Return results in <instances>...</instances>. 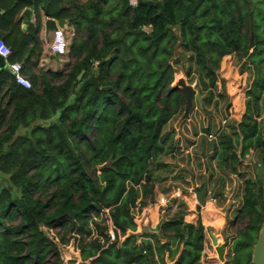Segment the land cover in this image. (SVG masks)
I'll list each match as a JSON object with an SVG mask.
<instances>
[{
  "label": "trees",
  "instance_id": "trees-1",
  "mask_svg": "<svg viewBox=\"0 0 264 264\" xmlns=\"http://www.w3.org/2000/svg\"><path fill=\"white\" fill-rule=\"evenodd\" d=\"M140 1L36 0L35 22L24 29L28 5L0 0V43L33 85L21 87L0 63V264H64L45 229L57 230L61 246L76 242L81 260L68 264H166V254L176 264H202L205 229L185 222L184 205L151 234H137L132 215L139 200L153 201L152 166L175 148L166 149L165 128L186 106L172 87L179 48L208 76L205 88L217 86L228 56L251 73L240 157L255 150L259 162L238 212L248 224L225 264H252L264 227V0ZM48 20L74 27L73 62L62 72L29 73ZM92 75L98 87L81 92ZM214 142L219 165L236 172L237 140L221 132ZM105 210L126 237L121 244L108 241Z\"/></svg>",
  "mask_w": 264,
  "mask_h": 264
},
{
  "label": "rangeland",
  "instance_id": "rangeland-1",
  "mask_svg": "<svg viewBox=\"0 0 264 264\" xmlns=\"http://www.w3.org/2000/svg\"><path fill=\"white\" fill-rule=\"evenodd\" d=\"M80 1L84 2L86 0ZM63 30L69 44L67 55L57 58L54 57L49 49L52 40H49V45L46 49L48 52L46 51L45 56H41L36 73L48 70L62 72L68 68L69 62H73L70 55V48L73 39L75 38V31L73 29ZM45 59L47 62H44ZM47 63L51 64L53 67H48V65H46ZM171 63L175 70L172 87L175 88L177 82L184 79L188 85L195 88L197 94L202 98L206 99V97L209 96V92L213 93L212 98L208 100L206 99L202 105H200L197 100H194V106L190 111V117L187 120H184L182 116H176L171 126L176 123L178 127L181 126L183 129L184 132H181L182 134L180 133V135L184 141V146L190 144V142L191 144L189 146L193 145V143L194 145L197 144L193 154L194 157H196V166L199 171L197 170V173H195L194 176H191L194 177V181H198V183L195 182L196 185L194 184L195 187L197 186L196 191L194 192L200 193L205 191V193H207L208 188H206L205 180H207V178L209 179V181H207V187L210 186L211 190L213 189V194L210 195L211 198L209 201L213 203L212 200L215 199L216 201L217 199L219 201L217 204H220L223 207L222 212L226 217L227 232L223 233L221 246L224 245V249H226L228 253V259H230L232 257L233 241L236 238L237 232L245 228L248 224L247 219L238 217V212L243 205L242 199L244 195L245 180L255 178L256 166L259 162V155L255 150H252L245 158L240 157L241 146L238 123L242 120L243 114L246 111L247 102L249 101L246 92L250 87L252 78L251 73L246 69L244 72L241 71L242 63L238 61L236 56H228L224 58L221 68L218 71L219 81L217 86L214 88H205L203 83L205 82L208 84L209 78L204 72H202V70H200L192 53L186 52L183 48H179ZM261 104L263 111L258 122L260 124L261 132L264 133V101ZM224 121H227V123L224 124ZM189 127L193 133L192 136L187 137L190 135ZM218 132L230 135L234 142L237 140V142H235L237 146L235 150L238 162L235 163L237 171L234 173L219 165L220 159L219 157H215L214 153V145L216 144L215 142H210L208 140L210 134H216ZM23 133L24 131L20 132V134ZM203 155H206L207 159H204L207 163L206 167L208 169L206 172L202 165ZM189 187L190 186H185V189L181 188V190L185 192L186 190L191 189ZM201 187H203L202 191L198 192V189ZM193 203L202 206L197 199V194L195 199H193ZM166 209L167 208H161V213L163 215L167 214ZM105 217L106 214L103 213L101 221L105 222L101 223L102 227L106 223ZM143 226L144 225L139 224V227ZM44 231H46V229ZM143 233L151 234L147 231ZM103 240L105 241L106 239L103 238ZM206 240L207 238L205 237V241ZM58 249L64 264H68L71 261L80 262V251L77 250L75 241H72L68 246H59ZM208 249L212 250L214 257L218 256L216 248L213 250L212 246H209ZM203 255H205V258L209 257V253H205V247ZM54 260L55 258H52L51 262H54Z\"/></svg>",
  "mask_w": 264,
  "mask_h": 264
},
{
  "label": "crops",
  "instance_id": "crops-1",
  "mask_svg": "<svg viewBox=\"0 0 264 264\" xmlns=\"http://www.w3.org/2000/svg\"><path fill=\"white\" fill-rule=\"evenodd\" d=\"M35 6V4H34ZM27 10L29 11V22H24L23 28L27 29L29 24H33L35 22V14H34V7L30 8L28 6ZM64 29H73L74 27H70L68 23ZM53 31H49L46 26L41 34V38L44 43V51L42 55L45 56L46 51L48 52L47 47L49 45V40H52ZM4 44L0 43V51L3 49ZM50 49V45H49ZM1 57V56H0ZM55 57V56H54ZM57 58V57H56ZM44 62H47L45 59ZM48 67H53L51 64H46ZM39 66V65H38ZM42 67V65H41ZM37 67H32L29 69V73L36 72ZM174 119L167 125L165 128V134H170L169 140L167 142L166 149L170 147L174 143V150L173 152H169L164 154L162 157L157 160V162L152 166V174L155 181V190H154V197L153 201L146 200V205H140V200L138 201L141 211H143V215H147L148 223L143 227L137 228V234H143V232L147 231L150 233H154L159 224L163 219H170L172 218L179 209V205L182 204L186 208V215H185V222L189 224L196 225L199 221H201L204 229H205V237L207 240L205 241V253H209V257L205 258L203 255L202 264H225L228 259L227 250L224 249V262L220 260L219 255L214 257L212 250L208 249L209 246H212V249L215 250V246L213 244L212 236H215L218 240L219 245L222 243L223 233L227 232L226 230V217L223 214V207L220 204H217L219 201L216 199V203H211L210 195L213 194L211 187H207V180H205L207 193H205L204 201L205 206H200L197 203H193V199L196 197V187L195 182L198 183L197 180H193L195 173H197V166H196V157H194V149L197 147V144L191 145L190 144L184 146V141L181 138L180 133L184 132L181 126L175 123L171 126ZM190 135L192 136V130L189 127ZM181 133V134H182ZM189 139V138H188ZM189 141V140H188ZM182 153V154H181ZM206 159V155H203L202 165L206 171H208L206 165L207 163L204 161ZM207 160V159H206ZM202 168V169H203ZM199 171V170H198ZM190 184V185H187ZM195 184V185H194ZM185 186H190L185 192L181 190V188L185 189ZM188 188V187H187ZM193 188V190H192ZM176 190H181L184 194L183 198L174 199L173 194ZM192 192V193H191ZM199 192V191H198ZM196 193V194H195ZM190 195V196H189ZM217 195V194H216ZM167 197L169 199V204L165 207L167 214L163 215L161 213V207L158 204L160 198ZM200 207V208H199ZM209 239V241H208ZM209 251V252H208ZM209 259V260H207Z\"/></svg>",
  "mask_w": 264,
  "mask_h": 264
},
{
  "label": "built area",
  "instance_id": "built-area-1",
  "mask_svg": "<svg viewBox=\"0 0 264 264\" xmlns=\"http://www.w3.org/2000/svg\"><path fill=\"white\" fill-rule=\"evenodd\" d=\"M68 48H69V44L64 30L61 28L54 30L52 35V42L50 45L51 54L55 57L66 56L68 53ZM10 54H11V50L6 46H4L3 49H1L0 51V56L4 59V67L10 71L11 75L14 77L18 85L26 89H32L33 85L31 80L23 74V65L21 63L8 62L7 59L10 56ZM226 123L227 121H224V124ZM219 136H220V132L216 134H210L208 136V140L210 142L218 141ZM183 197L184 194L181 192V190H176L173 194L174 199H180ZM212 202L215 203L216 202L215 199H213ZM158 204L160 205L161 208H165L169 204V199L167 197L160 198ZM132 212H133L132 215H133L134 223L136 224L137 228L139 227V224L147 225L148 223L147 215H143V211H141V207L139 203L133 209ZM104 214H106L105 220L107 223L106 225L108 227L107 236L109 243L118 242L119 244H121L125 240V236H122L120 231L114 226L112 219L109 216V210H105ZM46 232L51 241L58 244V247L61 246L59 245V239L57 237L56 229H52V230L46 229Z\"/></svg>",
  "mask_w": 264,
  "mask_h": 264
},
{
  "label": "water",
  "instance_id": "water-1",
  "mask_svg": "<svg viewBox=\"0 0 264 264\" xmlns=\"http://www.w3.org/2000/svg\"><path fill=\"white\" fill-rule=\"evenodd\" d=\"M20 1L26 3L30 8H33L34 4L36 2V0H20ZM140 5L152 7L153 3L152 2H143L141 0ZM158 6L161 7V11L163 14L164 9H163L161 3H158ZM46 25H47V29L49 31H54V30H57L58 28L64 29L66 26V22L65 21L56 22L54 20H48ZM0 63L4 66V59L2 57H0ZM83 74L84 73H82L78 77L79 80L82 79ZM90 85H94L95 87H98L97 76L92 75L91 78L86 80L84 82V84L82 85L80 91L83 92L86 89V87H88ZM174 91H181L185 96L186 106H185V110H184L183 119L187 120L190 117V111L194 106V100H197V102L200 105H202V103H203L202 97L199 94H197V91L195 90V88L188 85L184 79H181L177 82V84L174 88ZM204 196H205V191L197 193V199L202 206L205 205ZM212 240H213V244H214L215 248L217 249V253L219 255L220 260L224 261V257H223L224 245H222V246L219 245L218 240L215 236H212ZM226 244H227V242H226ZM165 262H166V264H176L177 259L174 261H171L169 259V255L166 254ZM252 264H264V227L259 234L257 243L253 247Z\"/></svg>",
  "mask_w": 264,
  "mask_h": 264
}]
</instances>
